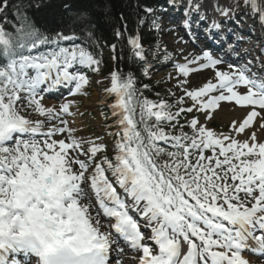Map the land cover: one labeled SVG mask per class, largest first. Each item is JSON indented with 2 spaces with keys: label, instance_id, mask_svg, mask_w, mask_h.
<instances>
[{
  "label": "snow or ice",
  "instance_id": "snow-or-ice-1",
  "mask_svg": "<svg viewBox=\"0 0 264 264\" xmlns=\"http://www.w3.org/2000/svg\"><path fill=\"white\" fill-rule=\"evenodd\" d=\"M2 2L0 14L7 12L8 0ZM250 2L255 13V0ZM211 27L219 25L213 21ZM78 40L74 32L46 34L27 18L15 33L0 24L6 61L0 63V193L7 185L14 197L0 199V217L6 203H19L18 186L47 187L50 178L59 185L58 210L50 213L45 204L30 211L55 226L64 243H81L79 264H250L244 252L264 258V76L251 70V61L221 70L223 61L204 50L174 64L185 78L178 82L184 95L170 104L143 97L132 72L113 71L105 90L115 96L109 107L117 127L109 133V157L105 143L74 135L65 119L74 115V99L58 110L43 103L58 88H67L71 97L88 94L90 80L82 69L98 73L101 60ZM128 42L146 64L139 37ZM164 60H173L172 54L164 53ZM206 70L214 72L212 78L184 88L192 74ZM142 71L148 75L147 67ZM185 97L190 106H182ZM225 104L239 115L228 133H217L206 122ZM182 114L193 117L181 123ZM165 123L178 133L165 131ZM26 230L22 226L19 236L5 232L0 219V264H21L20 256L24 264L43 261L35 246L25 245Z\"/></svg>",
  "mask_w": 264,
  "mask_h": 264
},
{
  "label": "trees",
  "instance_id": "trees-1",
  "mask_svg": "<svg viewBox=\"0 0 264 264\" xmlns=\"http://www.w3.org/2000/svg\"><path fill=\"white\" fill-rule=\"evenodd\" d=\"M155 2L156 0H8L7 9L18 3L20 11L26 12L31 19L27 23L46 33L62 30L64 34L74 32L77 37L84 39L96 36L106 43L116 42V61L122 57L119 68L122 70L126 69V35L134 31L141 8L149 7ZM82 13L87 16L81 17ZM117 32L121 33L119 37ZM126 72L134 74L137 84L141 82L139 69L130 65ZM151 94L153 95L152 92ZM167 102L170 103L168 96Z\"/></svg>",
  "mask_w": 264,
  "mask_h": 264
},
{
  "label": "clouds",
  "instance_id": "clouds-1",
  "mask_svg": "<svg viewBox=\"0 0 264 264\" xmlns=\"http://www.w3.org/2000/svg\"><path fill=\"white\" fill-rule=\"evenodd\" d=\"M47 164V162L42 161ZM34 175H39L34 172ZM45 183L47 187H33L31 185L18 186L17 191L21 194L17 199L19 203L5 204L4 215L0 217L3 220V229L5 232L11 230L12 234L19 236L21 227L27 230L24 236V243L27 246H35L43 256V261L38 264H79L81 259L82 245L79 241L64 243L63 238L55 235V226L47 225L34 212L30 211L35 207L43 210L45 204L48 205V211L55 213L57 209V200L59 199L58 187L55 181L48 178ZM8 191L0 193V199L4 201H13V192L10 186ZM18 218V219H17ZM23 221V225H21ZM46 227H40V224Z\"/></svg>",
  "mask_w": 264,
  "mask_h": 264
},
{
  "label": "rangeland",
  "instance_id": "rangeland-1",
  "mask_svg": "<svg viewBox=\"0 0 264 264\" xmlns=\"http://www.w3.org/2000/svg\"><path fill=\"white\" fill-rule=\"evenodd\" d=\"M262 3H264V0H261ZM163 46L169 49H172L173 41L170 39V35L165 34L162 38ZM159 73L155 76L156 79L164 81V79H168L167 83H172L173 80V74L167 73L168 71H158ZM99 77L93 78L90 83V85L85 86V91L88 93L86 96L85 102L83 100L79 101V98H77V108H76V118L75 121L79 122V127H90L91 124L94 126L95 124L99 123V117H100V108L105 104L106 99L108 98L107 92L104 90L103 87V80L99 79L100 82L97 83V85H94L96 80H98ZM190 80V78H189ZM186 88L190 89L191 85H187ZM178 93L179 89H178ZM82 96V95H81ZM84 96V95H83ZM81 98V97H80ZM36 117V115H35ZM37 118V117H36ZM77 119V120H76ZM211 126L215 128L218 132L228 133L230 131V124L228 122H225L221 120L220 118H214L212 121ZM244 140V139H241Z\"/></svg>",
  "mask_w": 264,
  "mask_h": 264
},
{
  "label": "bare ground",
  "instance_id": "bare-ground-1",
  "mask_svg": "<svg viewBox=\"0 0 264 264\" xmlns=\"http://www.w3.org/2000/svg\"><path fill=\"white\" fill-rule=\"evenodd\" d=\"M214 16V15H213ZM192 43V42H191ZM195 52L192 51V48H189L186 53H185V56H189V55H192L194 54ZM205 73V72H204ZM198 74V73H197ZM201 76V75H197L196 76V79ZM210 74L207 72V77H209ZM71 97V96H70ZM46 106L48 107H52V103L51 102H43ZM239 115V112H236V113H233V112H228L227 111V105L225 104V110L224 111H220V112H217L216 115H215V118H220L221 120L225 121V122H231L232 119H235L237 118V116ZM257 125H258V128L260 126V122H257Z\"/></svg>",
  "mask_w": 264,
  "mask_h": 264
}]
</instances>
